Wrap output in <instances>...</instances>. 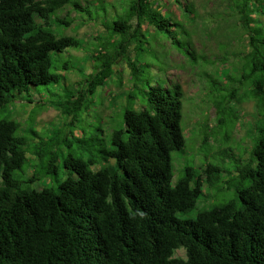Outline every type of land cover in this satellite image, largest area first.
Wrapping results in <instances>:
<instances>
[{"label": "trees", "instance_id": "1", "mask_svg": "<svg viewBox=\"0 0 264 264\" xmlns=\"http://www.w3.org/2000/svg\"><path fill=\"white\" fill-rule=\"evenodd\" d=\"M124 1L121 13L108 16L105 2L91 9L78 0H0V111L32 89L63 82L54 103L76 119L120 58L132 81L122 122L101 150L86 137L58 132L30 146L19 134V122L0 118V264H264V5L236 0L249 47L237 82L256 100L260 115L249 156L227 146L219 151L222 163L209 161L206 153L202 166L186 163L176 175L173 153L184 154L187 145L183 89L145 75L153 54L143 24L165 34L192 61L197 56L182 24L155 9L153 0ZM66 7L88 19H96L94 9L106 13L101 19L107 35L100 37L93 70L76 90L65 73L71 61L55 64L56 55L82 47L79 38L57 32L72 23L58 15ZM211 83L222 89L219 80ZM235 91L214 102L224 136L234 124L235 111L226 103ZM99 130L104 134L102 126ZM30 153L38 156L36 164ZM100 160L104 163L94 169ZM29 168L26 183L44 177L49 184L31 188L15 177ZM222 184L234 188L232 200L201 209L195 218L179 216L209 197L207 188ZM181 248L185 258L176 256Z\"/></svg>", "mask_w": 264, "mask_h": 264}, {"label": "rangeland", "instance_id": "2", "mask_svg": "<svg viewBox=\"0 0 264 264\" xmlns=\"http://www.w3.org/2000/svg\"><path fill=\"white\" fill-rule=\"evenodd\" d=\"M78 1L84 7L91 6V9L95 3L105 2L108 16L121 13L122 3L125 2L124 0ZM259 2L261 6L264 5V0ZM153 3L155 9L171 18L172 23L182 24L183 29L188 32L191 48L197 56V60L192 61L187 55L172 47L165 34L156 35L154 26L149 23L143 24L142 29L152 36L149 47L150 54L151 51L153 54L152 66L145 69V75L151 80L165 82L166 85L180 84L183 89V127L187 145L184 154L173 153L176 175L186 163L202 166L206 153L209 155V161L222 163L219 151L227 146H232L235 152L247 158L256 135V125L260 115L256 100L250 97L244 85L237 82L241 73L242 56L248 52L249 47L246 31L239 20L236 0H181L180 2L153 0ZM186 6L193 10L192 13L186 12ZM58 15L72 22L70 26H59L58 34L73 35L82 41L80 49H68L56 55L58 61L55 62L59 65L60 61H71L72 68L65 73L67 84L76 90L81 86L80 82L85 80V76L93 70V55L96 54L95 48L100 37L107 35L101 19L106 13L94 9L92 17L96 19H88L82 12L66 7ZM172 28L177 26L173 25ZM128 54L134 58L133 47L129 49ZM213 79L221 82L219 85L221 90L214 88L211 83ZM63 85L62 82L40 86L32 89L29 95H19L14 102L0 111V118L6 117L19 122L21 125L19 134L27 137L30 146L36 144L41 146V142H48L49 138L56 136L58 132L62 135L68 134L70 137L74 135L86 137L94 149L105 148L112 129L122 122L121 109L126 104V95L132 87L129 66L120 58L115 65L114 74L105 85L93 96L86 97L89 109L76 119L73 114L63 113L54 103L59 99L56 93L63 94ZM232 89H236L234 97L230 103H226V106L235 111L232 117L234 124L224 136V130L219 127L214 102ZM99 126L103 127L104 134L99 130ZM205 135L208 136V141L204 143ZM99 138L106 141L102 140L103 143H99ZM77 146L78 144L74 142L73 148L79 154ZM29 158L33 164L38 162L36 154L30 153ZM99 162L93 166L94 169L104 163L102 160ZM33 168H29L26 173L16 171L15 177L20 178L25 186L31 188L40 189L47 186L49 180L44 177L31 184L26 183L32 176ZM1 181L0 177V184ZM206 192L209 197L205 199L203 197L189 213L179 216L195 218L199 210L211 208L235 197L234 188L229 187L228 184L207 188ZM176 256L185 258V250L178 249Z\"/></svg>", "mask_w": 264, "mask_h": 264}]
</instances>
